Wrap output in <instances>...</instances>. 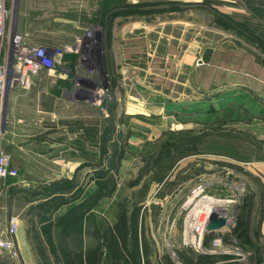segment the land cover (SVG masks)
Instances as JSON below:
<instances>
[{"label":"rangeland","instance_id":"374dc122","mask_svg":"<svg viewBox=\"0 0 264 264\" xmlns=\"http://www.w3.org/2000/svg\"><path fill=\"white\" fill-rule=\"evenodd\" d=\"M6 5L8 76L15 33L46 50L54 63L28 88L46 81L33 109H51L48 95L65 85L83 113L75 121L86 123L77 152L100 161L82 167L76 183L103 169L97 185L110 189L109 233L93 222L96 241H80L78 225L62 238L54 211L76 204L78 191L62 196L58 182L37 180L55 169L56 120L23 118L32 108L19 102L21 119L11 121L20 136L10 143L28 152L29 184L11 206L23 225L17 264H264V0ZM211 205L223 206L228 223L199 236L193 225Z\"/></svg>","mask_w":264,"mask_h":264},{"label":"crops","instance_id":"0c3cea01","mask_svg":"<svg viewBox=\"0 0 264 264\" xmlns=\"http://www.w3.org/2000/svg\"><path fill=\"white\" fill-rule=\"evenodd\" d=\"M43 82L46 81H40L38 83V86H35L34 88L28 90L22 89L21 87L9 88L5 94V101L7 103L8 109L4 110V112H2L0 109V123L2 122L3 128L2 129L0 126V143L3 142V146L0 144V147L6 149L11 154L12 164L19 170L18 176L8 177L0 180V220L3 224H6L9 215L17 214L15 209H12L11 207L12 202L19 195L18 189L22 186H28L29 184V180H27V176L24 175L25 171L23 170L24 166H28V160L25 158V155L28 154V152H26L24 147L17 149L16 146L11 145L10 142H17L19 140L17 136H20L16 131V125H14V122H12L11 119H21V116L23 118H36L37 115L46 112L56 120V126H54L53 128L55 136L57 137L55 139L49 138L52 141L51 144H49V148L53 151L56 150L53 162V165H55V169L52 172L46 170L43 173V176L38 177L37 180L38 182H49V185L52 184L50 183V181H55L56 183L58 182L59 185L55 186V193L61 194L62 196L69 190L72 193L78 191L76 197L77 200L79 199L78 202L76 204H73L71 207L65 204L58 206L54 211V219L56 218V221L64 223L61 232L63 234L62 238H65V236H67V238L70 240L72 238V235H68V232L73 229L72 225H78L80 241H85V244H87L86 241H96V239H94L95 228L92 229L93 222L97 224L96 228H98L99 232L105 231L106 224V227H108L107 232L109 233V209L107 207L105 209L104 203L105 200L109 201L110 189H106L105 192L104 185H102L101 189L97 185L96 180L100 179V177L103 178L105 174V171L103 169L102 173H96V175L95 173H92L93 171H95V169H90L91 172H89L88 176H90L89 178L91 179L87 177L86 180L88 184L83 185L82 181L81 183H76L79 176V170L82 167H94L100 164V161L92 157H80L77 152V140L81 132H85L84 127H86V123L83 122L82 124H79V122L75 121V119L83 113L82 111L74 108V101L76 100V98L74 100L73 97L65 93V85H61L63 86L61 90L62 92H52V95H48L51 97L50 101L52 102V104H54L51 109L49 107H47L46 110L42 111L40 109H33V107L38 104L36 102H39L41 98H43V96L46 97V94H43L44 92L42 88L46 85V83ZM20 92H23L24 94L22 95ZM27 95L32 96L31 101L25 98ZM19 102L27 103L28 106L32 108L31 112H25L20 116V111L17 112V110L15 109V106ZM203 102L204 100L202 101V103ZM9 107L12 108L9 109ZM16 123L17 122H15V124ZM5 140L8 141L7 143L9 145L5 143ZM64 186L65 188H63ZM92 198L97 199L98 202L87 206L79 205L80 202L84 203ZM101 203H103L102 206L100 205ZM19 226L20 228L18 229L17 240L24 241L20 236L23 230V225L21 224ZM11 262L12 260L9 257L4 255L0 256V264H8Z\"/></svg>","mask_w":264,"mask_h":264},{"label":"built area","instance_id":"2783aa9c","mask_svg":"<svg viewBox=\"0 0 264 264\" xmlns=\"http://www.w3.org/2000/svg\"><path fill=\"white\" fill-rule=\"evenodd\" d=\"M6 2L7 0H0V50L3 47V39L7 35L6 19L9 10ZM10 42L13 49L9 50V54L14 53L12 67L15 74L11 78L8 76L6 59L3 60L0 57V101L9 87L30 88L35 83V80L38 79L40 72L47 63H54V60L53 62L47 61L48 56L44 48H31L22 40L20 34L15 33ZM18 175L19 170L12 164L11 154L0 147V180ZM211 213V210L204 211L193 225L195 233L199 236L205 233ZM19 225L20 216L17 214L9 215L6 224H3L0 220V256L9 257L12 262L8 264H17L19 258L17 243Z\"/></svg>","mask_w":264,"mask_h":264},{"label":"water","instance_id":"95a60500","mask_svg":"<svg viewBox=\"0 0 264 264\" xmlns=\"http://www.w3.org/2000/svg\"><path fill=\"white\" fill-rule=\"evenodd\" d=\"M227 223L228 220L224 216H221L218 212L213 211L210 215L209 222L206 226V231L218 229L220 227H223Z\"/></svg>","mask_w":264,"mask_h":264},{"label":"bare ground","instance_id":"6f19581e","mask_svg":"<svg viewBox=\"0 0 264 264\" xmlns=\"http://www.w3.org/2000/svg\"><path fill=\"white\" fill-rule=\"evenodd\" d=\"M203 105H205V104H202V106ZM200 105L198 104V105H196V106H194V107H199ZM204 107V106H203ZM199 109V108H198ZM197 109V110H198ZM221 200H223V199H221ZM214 202V201H213ZM219 202V201H218ZM226 202V201H225ZM221 204V203H220ZM216 205V204H215ZM215 205H211L210 207H211V209H212V211H216V212H218L220 209L221 210H224V208H218V207H223V206H217V208H216V206Z\"/></svg>","mask_w":264,"mask_h":264}]
</instances>
